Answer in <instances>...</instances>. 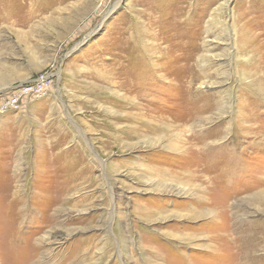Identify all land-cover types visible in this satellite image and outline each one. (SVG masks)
Wrapping results in <instances>:
<instances>
[{
	"label": "rangeland",
	"instance_id": "obj_1",
	"mask_svg": "<svg viewBox=\"0 0 264 264\" xmlns=\"http://www.w3.org/2000/svg\"><path fill=\"white\" fill-rule=\"evenodd\" d=\"M42 76L0 264H264V0H0V103Z\"/></svg>",
	"mask_w": 264,
	"mask_h": 264
},
{
	"label": "built area",
	"instance_id": "obj_2",
	"mask_svg": "<svg viewBox=\"0 0 264 264\" xmlns=\"http://www.w3.org/2000/svg\"><path fill=\"white\" fill-rule=\"evenodd\" d=\"M45 75V74H43ZM46 76L40 78H35L29 80L25 84H21L20 87H16L11 91L10 94L3 99V102L0 103V112H6L8 109L17 108L20 104V101H25L26 98H40L47 93V87L45 86ZM17 92V93H16Z\"/></svg>",
	"mask_w": 264,
	"mask_h": 264
},
{
	"label": "bare ground",
	"instance_id": "obj_3",
	"mask_svg": "<svg viewBox=\"0 0 264 264\" xmlns=\"http://www.w3.org/2000/svg\"><path fill=\"white\" fill-rule=\"evenodd\" d=\"M139 115H140V114H139ZM135 118H136V117H135ZM138 119H139V118H138ZM139 125H140V124H139ZM146 127H147V126H146ZM13 198H14V197H13ZM199 201H200V200H196L195 202H196V203H197V202L199 203ZM200 202H201V201H200ZM189 213H190V212H189ZM189 213H188L189 216H190V215H191L192 217H193V216H194V217L197 216L195 213H193V214H192V213L189 214ZM206 213H210V211H206L204 214H206ZM191 216H190V217H191ZM194 217H193V218H194ZM197 217H198V216H197ZM193 218H192V219H193ZM6 235H7V234H6ZM184 235H185V234H182V236H184ZM9 236H10V235H7V236H6L8 242H9V239H8ZM4 237H5V236H4ZM4 237H3V238H4ZM9 238H10V237H9ZM189 239H190V238H189ZM5 244H6V243H5ZM6 245H7V244H6ZM6 245H5V246H6ZM10 246H11V245L8 243V247H10ZM12 246H13V245H12ZM29 246H30V244H28V246H27L26 248L28 249ZM209 248H211V247H209ZM13 249H14V248H13ZM207 249H208V248H207ZM14 252H15V251H14ZM28 258H29V257H27V256L25 255V259H24V260L27 262V259H28ZM30 260H31V259H30ZM30 262H31V261H30ZM10 263H11V262H10Z\"/></svg>",
	"mask_w": 264,
	"mask_h": 264
}]
</instances>
